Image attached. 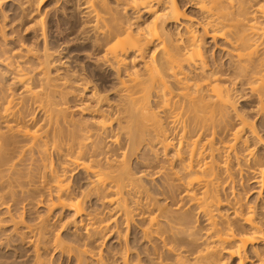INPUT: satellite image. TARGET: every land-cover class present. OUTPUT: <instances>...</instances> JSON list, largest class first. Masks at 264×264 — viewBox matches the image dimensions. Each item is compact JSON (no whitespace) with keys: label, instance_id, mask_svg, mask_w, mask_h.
I'll return each mask as SVG.
<instances>
[{"label":"bare ground","instance_id":"bare-ground-1","mask_svg":"<svg viewBox=\"0 0 264 264\" xmlns=\"http://www.w3.org/2000/svg\"><path fill=\"white\" fill-rule=\"evenodd\" d=\"M6 1L0 0V206L9 204L8 195L15 199V186L23 197L39 188L49 196L38 199L47 213L35 222L23 211L8 220L32 248L34 264H51V251L76 264L87 257L95 264H245L248 254L250 264H264V205L245 201L233 187L244 167L261 183L264 173V0H74L77 34L101 52L97 59L114 71L119 95L109 103L92 89L90 104L77 105L92 116L79 121L67 103L74 88L87 85L55 69L48 0H13L8 10ZM17 26L34 39L15 38ZM239 89L252 101L249 110L239 106ZM142 141L163 150L164 159L138 174L130 158ZM76 169L88 180L80 194L69 184ZM145 175L161 184L147 186ZM92 198L108 204L126 230L137 223L147 244L136 255L123 234V249L108 261L99 238L114 213L90 210ZM56 207L73 211L79 247L65 242L61 226L53 228Z\"/></svg>","mask_w":264,"mask_h":264},{"label":"rangeland","instance_id":"rangeland-1","mask_svg":"<svg viewBox=\"0 0 264 264\" xmlns=\"http://www.w3.org/2000/svg\"><path fill=\"white\" fill-rule=\"evenodd\" d=\"M13 0H8L4 4L3 8L8 10L9 7H13ZM47 9L51 10V15L49 17L46 16V30L49 35V46L51 51L54 52L55 55V69H58V72H64L67 74H73L75 78L73 79L76 82H85L87 88L83 90H78V88H74V92L76 96L71 97L68 101L67 105L70 106L71 116L75 120H89L92 116L91 113H79L77 110V105L80 103L90 104L91 101V90L97 89L100 91L108 100L109 103H117L119 100V95L117 92V79L114 75V71L111 67L103 64V61L97 59V56H100L101 52L93 48L91 43L85 42L80 38V35L77 34L78 22H80V11L75 8V1L68 0H48L46 2ZM6 6V7H5ZM72 8V11L69 10ZM80 10V9H79ZM67 12V13H65ZM10 13V11H8ZM53 14V16H52ZM49 18V19H48ZM51 18V19H50ZM51 22H50V21ZM58 20V21H57ZM52 26V27H51ZM18 30L17 36L15 38H22L27 42H31L33 38V31H23V26L16 27ZM21 39V40H22ZM28 40V41H27ZM39 44L41 41H38ZM0 69L3 70V67L0 65ZM5 79L7 82H10L9 75H5ZM75 83V82H74ZM244 90L239 89V106L242 108L249 110L252 105V101L249 98L243 96ZM106 100V101H107ZM38 116L41 115L39 112ZM40 122V119L38 120ZM138 149H136L131 154L130 158V167L132 171L135 173H140L141 169H144L145 164L148 162L151 165V170L155 171L159 164L162 163L163 150L159 147L151 146L149 148L145 145L144 141ZM117 153H120V149L117 150ZM154 153H157V157L154 156ZM154 156V157H153ZM163 158V159H162ZM58 162V156L54 155V163ZM254 175L250 169H246L245 167L241 171V174L235 175L234 191L236 193H240L241 197L244 198L245 201H249L251 204H263L264 205V173L262 183L258 182L259 180H255ZM144 183L147 186L151 184V186L155 188V184H161L162 179L160 177H155L154 175H145L142 177ZM70 186L74 190V192L80 194L82 191H86L88 188V180L84 177L83 171L81 169H76L73 171L72 176L69 182ZM150 184V185H148ZM228 188V187H227ZM230 189V188H228ZM16 195H14L15 199L10 201V196L7 198V202L9 203L0 206V219L2 220L1 224L3 229L0 231V264H34V256L32 251L30 250V246H27L26 243L22 242L18 235L12 231L13 224L8 221L10 219L11 214L13 216L19 215L23 211V215L25 221L27 222H35L38 218V215H46L47 210L45 204L38 205L39 198H48L47 193H41V189L39 190H31L32 195L22 196L20 195V187L15 186ZM233 189V188H232ZM229 191V190H228ZM228 191L226 192L228 194ZM1 192V190H0ZM2 193V192H1ZM7 195V194H6ZM7 197V196H6ZM23 197V198H22ZM26 197L25 200H23ZM19 198V199H18ZM22 198V199H21ZM89 209L92 211H97L101 214V216H108L109 214H113L112 220L110 221V229L107 230L104 238H99L100 248L103 253L107 255L108 261L110 263L113 261V256L117 255L125 245L124 236L126 235V240L129 247L132 249V253L136 255L147 242L142 241L139 238L137 223L126 230V226L121 223L120 218L115 215V211H109L108 204H101L97 202L95 199L88 200L86 202ZM7 206L10 208V213H6ZM263 207V206H262ZM73 211L69 208L61 209L60 207H56L53 209L52 214L50 215L51 223L53 228H61L59 231L62 236L66 235L65 242L71 244L72 246L79 247L82 240L78 237V234L73 231ZM77 218V217H76ZM136 222H138L136 220ZM200 226L203 225V221H198ZM63 225V227H62ZM59 230V229H58ZM123 238L120 239L119 235H123ZM101 236V235H100ZM122 237V236H121ZM259 247L264 248V243L258 244ZM30 247V248H29ZM32 249V248H31ZM52 252V251H51ZM47 253L46 258L50 260L51 264H76L73 256H67V254H62L59 251H53ZM245 264H250V261L253 260L251 254ZM142 256V254H141ZM236 259L229 261L228 264H235ZM83 264H95L94 260L90 257H87L84 260Z\"/></svg>","mask_w":264,"mask_h":264}]
</instances>
